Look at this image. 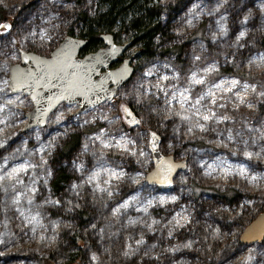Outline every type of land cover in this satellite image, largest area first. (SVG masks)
Instances as JSON below:
<instances>
[{
    "label": "rangeland",
    "instance_id": "obj_1",
    "mask_svg": "<svg viewBox=\"0 0 264 264\" xmlns=\"http://www.w3.org/2000/svg\"><path fill=\"white\" fill-rule=\"evenodd\" d=\"M33 2L32 9H25L28 3ZM71 2L74 6L65 8L61 0H0V7L7 10L9 18L0 25H11L10 31L0 29V80L9 81L10 67L20 62L19 58L12 57L22 46L38 55H48L50 49L47 45L37 50L39 38H36L35 48L23 39L28 32L46 29L57 37L56 43H60L67 30L75 29L77 13H91L94 9V0ZM159 2L162 5L181 2L164 21L170 35L166 47L180 46L182 62L181 59L180 63L175 62L171 54L160 57L159 53L155 61L135 73L116 91L113 100L82 113L77 112L76 105L69 107V104L62 103L42 127L28 131H23V128L27 124L26 114L33 108L29 97L22 93L12 94L10 88L0 93V105H5L4 111L0 112V145H3L0 147V172L25 160L39 162L43 156L52 173L45 176L42 170L37 169L24 177L25 183L37 180L39 191L32 204L24 199L19 205H14L11 190L7 197L0 192V264H39L38 259L49 256L52 257V264H264V242L252 246L239 242L248 221L264 212V142L257 140L256 144L249 143L246 147L243 142H238L239 137L231 141L227 139L229 128L235 132L245 123L256 128L264 125V103L258 104L255 109L244 106L234 109L227 99L221 100L219 102L226 104V108L218 111L231 116L232 120L211 123L205 132L196 130L187 133L182 127L179 133H175L174 128L180 122L165 120L163 113L157 114L150 107L163 108V97L158 105L155 99L138 104L134 89L142 74L150 68L159 75L178 73L181 79L172 83L181 84L190 71L203 74V68L213 62L216 71L209 75L210 80L237 78L242 83H264V71L249 68V60L259 63L258 58L264 56V0ZM246 16L247 23L242 24ZM221 17L224 19L221 20ZM218 22L226 25V36L219 35ZM242 29L247 35L240 42L243 46H237L236 35ZM133 53L135 48L132 47L125 58ZM194 56L201 59L194 62ZM146 79L155 82V76ZM0 87L3 85L0 84ZM200 91L197 87L193 94ZM9 99L14 103L7 104ZM250 99L255 100V97ZM126 104L141 120L139 127L129 128L125 123L121 105ZM60 112L64 114V119L55 123V114ZM103 116H107L111 123ZM101 128L113 135L122 132L131 138H137L138 133L156 131L162 139L160 152L179 161L185 159L186 167L173 179L171 189L160 190L149 186L145 182L147 173L153 168L149 148L145 147L144 157L101 149L98 142L90 139ZM77 133H80L79 146L68 158L57 159L56 155L71 134ZM245 133L243 140H248L246 129ZM145 142L146 137L139 141L140 145H145ZM41 149L44 151L41 152ZM244 151L260 152L261 155H254L248 160L243 155ZM101 152L103 162L119 166L136 182L131 179L114 182L111 197L106 193L93 196L92 187L84 181L96 166ZM74 161L83 164L84 170L77 171ZM240 164L248 168V178L237 174L224 175L228 169L237 172ZM201 165H212L216 170ZM59 168L69 174L70 180L60 193H56L51 183ZM206 171H210L211 175H205ZM137 173L140 175L137 176ZM252 175L258 179L250 183ZM73 183L81 185L79 197L71 190ZM173 196L176 197L175 202L171 201ZM129 197L136 198L132 206L114 216L112 209ZM161 198L167 202L161 204ZM45 200H59L61 203H45ZM69 200L72 205L68 204ZM147 200L153 201L148 212L138 211ZM77 203L80 207H74ZM79 211L85 213V222L78 217ZM33 216L35 220H32ZM129 220L136 223L129 224ZM153 220L159 223L152 224ZM177 220L182 226H176ZM147 225H152L151 229ZM75 233L82 244L89 246L80 263L70 259L76 250L71 240ZM141 238L143 244L137 245L136 241ZM125 252L129 255L125 256ZM93 254L97 257L95 261L91 259Z\"/></svg>",
    "mask_w": 264,
    "mask_h": 264
},
{
    "label": "snow or ice",
    "instance_id": "obj_2",
    "mask_svg": "<svg viewBox=\"0 0 264 264\" xmlns=\"http://www.w3.org/2000/svg\"><path fill=\"white\" fill-rule=\"evenodd\" d=\"M61 4L65 8L73 7L71 0H61ZM224 17H221L223 20ZM248 17H244L242 24H246ZM58 27V26H54ZM219 35L226 36L228 29L226 25L219 23ZM0 29L5 32L11 30V25H0ZM2 35V34H0ZM247 32L240 30L236 35L235 43L237 46L241 45V41L246 37ZM36 38H39L40 45L37 49L42 50L45 45L50 49L48 55L41 56L33 54L32 52L24 49L22 46L21 50H17L13 55V59L19 58L27 66L25 69L14 68L13 75L11 77V83L7 80H0V93H5L6 89H12L13 91H19L20 89H31L34 93V97L38 96L36 92L37 88H59V94L56 96H50L49 102L55 100H72L75 96L85 98V102L95 106L100 100H111L115 96V92L108 89L106 85L111 82L117 85L116 91L120 90L121 82L126 80L128 73L131 69L128 68V62L125 61L119 68H114L113 64L108 61L118 51L115 44H113L111 37H103L105 47L99 50L93 51L89 56L84 57L83 61L75 58V52L78 47L81 46L82 42L72 40L69 37H64L62 42L56 43L57 37L50 34L46 29H40L38 31H30L26 36L23 37L25 41H29L30 45L35 48ZM216 36H213L215 41ZM15 44L16 41H11ZM55 45V46H54ZM54 46V47H53ZM201 57L194 56L193 61H199ZM259 63L255 60H249V68L255 67L264 71V56H260ZM165 67H168L165 65ZM102 68V70H101ZM2 71V69H0ZM216 71V64L213 62L205 68H203L201 74L200 71H190L184 77V83L174 84L173 80L179 81L181 79L178 73L174 75H159L153 71L152 68L146 70L141 77V80L134 85L135 92L137 94V103L143 104L145 101H151L155 99L157 105L160 102L161 96L163 97V108L151 106L152 111L157 114L163 113V119L179 121L174 128L175 133H179L181 128H186L187 133H194L196 130L205 132L208 130L211 123L221 124L232 120V117L227 114H221L218 109H225L226 104L220 103L219 101L227 99L232 103L234 109H239L241 106L247 107L248 109H255L258 104L264 103V83H250L241 82L237 78H225L219 80L208 79L212 72ZM155 76V82L151 78ZM94 77H99L94 79ZM199 87L201 91L199 94H193V90ZM101 93H107L102 96ZM96 99L93 100L92 97ZM255 97V100L250 97ZM234 98V99H233ZM19 99V97H17ZM38 102V101H37ZM7 104H13L14 101L9 99ZM22 103V101H21ZM54 107V104H52ZM70 107V105H69ZM5 105H0V112L4 111ZM122 112L125 117V121L128 123L129 128L139 127L141 120L137 119L131 110L125 105H121ZM50 110V109H49ZM37 111H41L37 109ZM48 110L41 111V115H46ZM94 119H100L101 117H93ZM104 120L111 123L107 116L102 117ZM64 119L62 112L55 114V123H60ZM2 122V121H0ZM88 123V121H85ZM249 136L248 140H243V136L246 134ZM229 135L228 140H234L237 137L247 147L249 143L256 144L257 140L264 142V125L259 128L253 127L247 123L239 130L235 131L231 128L227 129ZM234 133V134H233ZM118 137V138H117ZM145 145H140L139 141L145 139ZM94 142H98L101 149L116 150L122 154H128L130 156H145V147L150 148L152 152H157L158 142L160 137L156 131H149L146 134L138 133L137 138H131L129 135L122 132H117L115 135L108 132L106 129L101 128L99 133L94 137L90 138ZM3 145H0L2 147ZM172 145L169 144V148ZM87 149V145H85ZM41 152L44 150L41 149ZM243 155L246 159L251 160L252 157L260 156V152L244 151ZM7 161V158H5ZM48 161L41 156L39 162H33L31 160H25L23 163H17L10 169L4 168L0 172V192L7 197L11 190V200L14 205H19L22 200L26 199L28 204L33 203L35 194L39 191L36 187L37 180L32 179L30 183H25L27 173L33 170L40 169L44 172L45 176H50L51 170L47 167ZM208 169L215 171L212 165H201ZM74 167L77 171H83V164H76L74 161ZM176 167H183V165H175L170 157H160L156 170L152 173L151 179L165 184H171V173ZM249 170L245 165H238V171L233 173L231 169L225 171L224 175L237 174L242 178H248ZM39 175V173H37ZM140 174L137 173V176ZM205 175H211L210 171H206ZM125 179H131L133 183L136 182L135 178L128 177L127 174L119 166L109 165L103 162V152L100 153V158L97 160L96 166L93 167L87 179L84 181L85 184L92 187L93 196L96 193H106L108 197L113 195L111 188L113 183H119ZM258 179L257 176L252 175L249 182H254ZM47 182L46 180L44 181ZM81 185L73 183L71 190L73 194L79 197V189ZM135 197H129L124 199L122 203H118L116 207L112 209V214L115 216L121 213L123 210L128 209L135 202ZM176 197H171V201L175 202ZM161 198L160 203H166ZM45 203H53L59 205V200H45ZM153 201L147 200L138 211L147 213L148 208L152 206ZM69 205H72V201H68ZM74 207H80L77 203ZM71 210V209H69ZM179 216V214H177ZM36 217L33 216L32 220ZM31 222V221H30ZM187 222V220H185ZM136 221L129 220V224H134ZM159 223V221L153 220L152 224ZM176 226L180 225L179 220L176 221ZM95 228V225H92ZM151 229L152 225H147ZM35 230V229H33ZM261 234L264 235V225H261ZM171 235V232H169ZM255 239V237H253ZM43 239V237H42ZM143 238L137 240V245L143 244ZM187 246V245H186ZM153 247H155L153 245ZM125 256L129 255V252L124 253ZM93 261L97 259L96 255L93 254L91 257Z\"/></svg>",
    "mask_w": 264,
    "mask_h": 264
},
{
    "label": "trees",
    "instance_id": "obj_3",
    "mask_svg": "<svg viewBox=\"0 0 264 264\" xmlns=\"http://www.w3.org/2000/svg\"><path fill=\"white\" fill-rule=\"evenodd\" d=\"M180 3L162 5L159 0H94L93 11L91 13L79 11L76 15L75 29L67 30L65 36H75L87 41L80 56L101 48L102 42L99 37L102 34H110L116 44L131 42V48H135V52L138 51V55L131 63L135 73L143 71L151 62L155 61L156 55L159 53L160 57L171 54L175 62L180 63V59L182 62L181 47H166V43L170 41V35H168V26L164 21V18L176 11ZM34 5L35 2L28 3L25 9H32ZM8 19L7 10L0 7V22ZM125 54L121 59L125 57ZM132 111L134 110L132 109ZM79 144L80 133L71 134L56 158H68ZM69 180V174L63 168H59L51 183L54 192L60 193ZM78 217L82 222H85L83 211L78 212ZM249 221L248 223L251 222ZM71 240L76 250L70 255V259L75 263H80L89 246L82 244V240L76 233ZM51 258V256L40 258L38 263L52 264Z\"/></svg>",
    "mask_w": 264,
    "mask_h": 264
},
{
    "label": "water",
    "instance_id": "obj_4",
    "mask_svg": "<svg viewBox=\"0 0 264 264\" xmlns=\"http://www.w3.org/2000/svg\"><path fill=\"white\" fill-rule=\"evenodd\" d=\"M105 36L111 37L113 44H115L116 48L118 49V51L115 53V55L108 62L112 63L113 60H114L115 63L113 64V67L114 68H119V67H121V65L124 64L125 61H127L128 62L127 66H128L129 69H131V71L128 73V75L126 77V80L121 82V86H122V85L126 84L127 82H129L130 79L133 77V75L135 73V70H134V68H133L131 63L135 59V57L138 55V51H136L135 53H133L131 56H129L127 58L121 59V57L126 53V51L128 49H130L132 43L131 42H125L123 44H116L114 42L113 37L110 34H102L99 37L100 41L102 42V47H105V42L102 39ZM65 37H69L72 40H75V41H78V42H82L81 46L76 49V52H75V58L76 59L83 61L84 57L89 56L92 53V52H90V53L84 54L83 56H80V52H82V50L86 47L87 41L84 40V39L75 37V36H65ZM62 40H61V42H62ZM33 54H36V53H33ZM36 55H38V54H36ZM17 67L20 68V69H25L27 66L24 64V62L22 60H20L19 63L13 64L10 67V71H9V83H11V77L13 75V69L17 68ZM101 70H102V68H101ZM98 78L99 77H94V79H98ZM121 86H119V87H121ZM106 87L108 89H111L113 92H115V95H116V89L118 87L117 85L112 84L111 82H109L106 85ZM36 92H38L39 95L35 96V98H33L34 97V93H33V91L31 89H20L19 91H13L12 90V94L22 93L24 96H28L30 101H31V103H32V106H33L32 110L26 114L27 124L23 128V131H28L29 129H32L34 127H42L46 123V120H47L48 116L62 103H66V104H69V105H76L77 108H78L77 112L78 113H82L83 111L95 108L98 105L106 102L105 100H100L99 103H97L95 106H93V105H90V104L86 103L85 102V98L80 97V96H75V97H73L72 100L65 99V100H60L58 102H56L54 100L52 102V104H54V107H53L52 104H50V102H49V97L58 95L59 94V88H57V87L37 88ZM101 95L104 96V95H107V93H101ZM114 97L111 100H113ZM92 99L95 100L96 97L93 96ZM111 100H108V101H111ZM125 106H127L129 108V110L132 111V108L129 105L126 104ZM37 109H40L41 111H44V110H48V111H47L46 115H41V111H37ZM132 113L136 117V115L134 114L133 111H132ZM122 117H123V119L125 121V117H124L123 112H122ZM125 123L128 125V123L126 121H125ZM132 128H136V127H132ZM159 142H160V140H159ZM159 142H158V149H159ZM149 151H150V154H151V161H152L153 168L147 173L145 182L149 186H155V187H157L160 190L171 189L172 188V183L169 185V184H165V183L156 182V181L151 179L152 173L157 168V165H158V162H159V158L160 157H170L172 162L175 165H183V167H176L175 170L171 173V180L172 181H173V179L176 177V175L178 173H180L181 171H183L185 169L186 160H180V161L178 160V161H176L173 156L165 155V154L161 153L160 150H158L157 152H152L150 150V148H149ZM261 225H264V212L258 214L244 228L243 232L241 233V235L239 237V242L242 245H244V246H252L254 244L263 243L264 242V235L261 234ZM253 237H255V239Z\"/></svg>",
    "mask_w": 264,
    "mask_h": 264
},
{
    "label": "flooded vegetation",
    "instance_id": "obj_5",
    "mask_svg": "<svg viewBox=\"0 0 264 264\" xmlns=\"http://www.w3.org/2000/svg\"><path fill=\"white\" fill-rule=\"evenodd\" d=\"M161 142H162V139H161V137H160V142H159V148H160V145H161ZM160 150V149H159ZM174 159H175V157H174ZM176 160V159H175ZM183 160H185V159H183ZM176 161H178V160H176ZM184 171V170H183ZM182 172V171H181Z\"/></svg>",
    "mask_w": 264,
    "mask_h": 264
},
{
    "label": "built area",
    "instance_id": "obj_6",
    "mask_svg": "<svg viewBox=\"0 0 264 264\" xmlns=\"http://www.w3.org/2000/svg\"><path fill=\"white\" fill-rule=\"evenodd\" d=\"M95 109V108H94Z\"/></svg>",
    "mask_w": 264,
    "mask_h": 264
}]
</instances>
